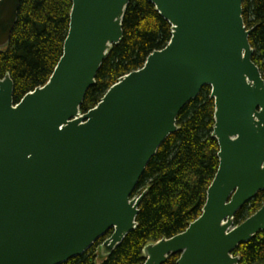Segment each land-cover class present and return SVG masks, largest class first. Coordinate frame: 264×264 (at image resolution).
<instances>
[{"label":"water","instance_id":"95a60500","mask_svg":"<svg viewBox=\"0 0 264 264\" xmlns=\"http://www.w3.org/2000/svg\"><path fill=\"white\" fill-rule=\"evenodd\" d=\"M172 26L168 46L119 80L96 108L81 107L132 0H73L64 54L49 82L14 99L0 80V264H64L99 247L107 259L138 227L147 196L134 193L178 117L205 87L215 101L219 170L202 216L150 244L144 264H239L234 252L264 232V79L243 19L244 0H148ZM22 0H0V51Z\"/></svg>","mask_w":264,"mask_h":264},{"label":"trees","instance_id":"16d2710c","mask_svg":"<svg viewBox=\"0 0 264 264\" xmlns=\"http://www.w3.org/2000/svg\"><path fill=\"white\" fill-rule=\"evenodd\" d=\"M73 0H22L18 22L6 50L0 51V80L10 75L16 103L44 87L63 54L70 29ZM243 19L252 31L253 62L264 79V0H244ZM124 37L104 62L96 86L89 90L82 114L98 106L123 77L144 68L147 59L164 50L172 39V26L148 0H132L123 22ZM211 88L180 113L179 131L170 136L148 165L134 197L148 191L137 218L138 227L99 264H144L146 246L184 233L203 214L208 190L219 170V143L213 137L215 101ZM264 205V192L236 216L239 225ZM109 232L83 256L64 264H98L99 247ZM239 264H264V232L234 252ZM179 256L166 264H177Z\"/></svg>","mask_w":264,"mask_h":264},{"label":"rangeland","instance_id":"374dc122","mask_svg":"<svg viewBox=\"0 0 264 264\" xmlns=\"http://www.w3.org/2000/svg\"><path fill=\"white\" fill-rule=\"evenodd\" d=\"M100 259V258H99ZM101 261H103L102 259L99 260L98 264L101 263Z\"/></svg>","mask_w":264,"mask_h":264}]
</instances>
